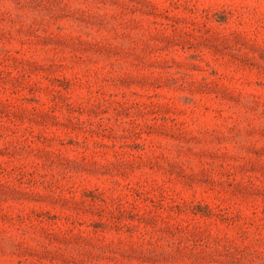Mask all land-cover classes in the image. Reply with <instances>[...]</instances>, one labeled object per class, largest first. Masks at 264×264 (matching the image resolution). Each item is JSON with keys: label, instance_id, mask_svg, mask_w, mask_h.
<instances>
[{"label": "rangeland", "instance_id": "374dc122", "mask_svg": "<svg viewBox=\"0 0 264 264\" xmlns=\"http://www.w3.org/2000/svg\"><path fill=\"white\" fill-rule=\"evenodd\" d=\"M0 264H264V0H0Z\"/></svg>", "mask_w": 264, "mask_h": 264}]
</instances>
